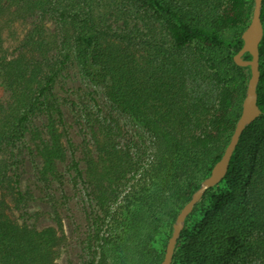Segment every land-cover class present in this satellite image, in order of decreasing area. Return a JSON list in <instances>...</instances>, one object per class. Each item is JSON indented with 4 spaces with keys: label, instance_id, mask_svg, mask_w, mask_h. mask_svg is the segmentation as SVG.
Wrapping results in <instances>:
<instances>
[{
    "label": "trees",
    "instance_id": "16d2710c",
    "mask_svg": "<svg viewBox=\"0 0 264 264\" xmlns=\"http://www.w3.org/2000/svg\"><path fill=\"white\" fill-rule=\"evenodd\" d=\"M22 2L49 13L61 26L59 42L40 27L25 43L46 61L54 48L61 58L44 64L23 53L9 55L0 43L1 77L10 92L9 101L0 103V149L21 138L29 117L41 109L48 117L44 169L60 178L56 163L67 155L64 114L56 101L47 100L57 72L72 56L89 61L108 99L152 131L155 145L151 159L131 166L121 201L118 186L128 158L114 145L103 147L99 200L105 215L95 233V255L85 264H161L156 235L166 224L172 232L179 211L224 153L241 114L245 75L233 54L243 44L255 0H129L130 8L118 9L112 20L95 13L92 0H0V40ZM260 17L264 28V0ZM131 19L139 22L134 28H129ZM146 41L155 45V66L152 59L151 64L139 61L136 47ZM259 52L262 114L243 131L230 158L223 179L228 186L209 188L187 217L172 264H264V37ZM202 60L218 68L211 71L213 93L186 78ZM228 67L241 73L234 83L224 79ZM3 211L0 264H54L57 230L19 225ZM196 212L201 219L189 226Z\"/></svg>",
    "mask_w": 264,
    "mask_h": 264
},
{
    "label": "rangeland",
    "instance_id": "374dc122",
    "mask_svg": "<svg viewBox=\"0 0 264 264\" xmlns=\"http://www.w3.org/2000/svg\"><path fill=\"white\" fill-rule=\"evenodd\" d=\"M252 1L247 0L248 3ZM92 3L95 13L104 14L105 18L111 20L116 12L115 16L118 15V9L130 8L131 4L129 0H92ZM15 11L17 16L16 13L15 18L12 16L1 34L2 51L15 56L23 53L29 59L44 64H57L61 58L57 48L50 51L46 61L38 51H32L25 41L32 31L44 27L59 42L60 24L49 13L26 7L23 2ZM130 21L129 28L139 23L135 19ZM154 47L149 41L142 45L139 43L136 47L139 61L151 64L152 59L155 66L157 51ZM166 47L171 48L170 45ZM204 54L206 58H213ZM192 68L191 74L186 77L188 82L199 84L197 86L201 91L213 93L215 84L211 71L218 68H209L203 60L194 62ZM241 69L247 89L248 72L243 67ZM240 75L239 71L228 67L224 79L234 83ZM9 99L10 92L0 72V103H6ZM53 100L61 107L65 121L63 130H60L67 155L65 160L56 163L60 178L44 169L41 147L48 136V117L39 109L26 122L24 135L0 149V208L19 225L35 230L53 226L57 230L60 241L55 247L54 264H85L90 256L95 255V233L105 215L99 200L101 183L104 182L101 163L106 156L103 147L106 144L114 145L130 163L123 161L122 165L121 172L125 178L122 186H118L122 192L118 201H121L124 191L128 189L129 184L125 185L129 182L127 179L133 175V163L151 159L155 134L130 113L116 108L105 94L97 68L89 61L80 63L72 56L59 69L53 82V97L47 102ZM227 186V181L222 180L214 189ZM116 205L113 204L114 207ZM194 219H201V214L196 212L187 222L189 226ZM170 235V224H166L154 240L155 249L163 256Z\"/></svg>",
    "mask_w": 264,
    "mask_h": 264
},
{
    "label": "water",
    "instance_id": "95a60500",
    "mask_svg": "<svg viewBox=\"0 0 264 264\" xmlns=\"http://www.w3.org/2000/svg\"><path fill=\"white\" fill-rule=\"evenodd\" d=\"M261 0H255V5L251 14L248 26L242 33L243 44L241 48L234 53V62L247 69V89L242 102L241 114L236 122L234 131L224 150L222 156L214 164L210 174L202 180L200 186L193 192L191 198L179 211L171 235L169 237L164 258L161 264H172L173 254L176 244L181 235L187 217L192 213L196 204L200 202L206 191L220 183L228 173L230 158L232 157L240 137L245 128L253 123L261 114L262 110L258 105V85L260 80V52L259 47L264 37V28L261 21ZM245 54L250 57L246 58Z\"/></svg>",
    "mask_w": 264,
    "mask_h": 264
}]
</instances>
